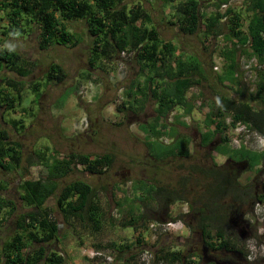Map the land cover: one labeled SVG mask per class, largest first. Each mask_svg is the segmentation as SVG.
Listing matches in <instances>:
<instances>
[{
    "label": "trees",
    "instance_id": "obj_1",
    "mask_svg": "<svg viewBox=\"0 0 264 264\" xmlns=\"http://www.w3.org/2000/svg\"><path fill=\"white\" fill-rule=\"evenodd\" d=\"M118 1L0 0V122L7 112L18 114V108H21L22 116L25 114L27 107L22 105L24 81L16 79L15 75L27 77L33 66V62L24 59L21 53L7 46L5 41L10 37L28 36L37 27L41 49L54 44L73 46L76 40L67 29V24L73 20H83L91 39L88 59L91 68L99 58L109 59L124 52L132 53L138 64L140 75L130 81L131 85L125 94L138 104L137 111L143 109L147 102L154 103V117L150 122L138 125L145 133L147 155L157 161L187 158L190 137L179 133L165 119L176 108L181 109L183 114L192 112L194 100L202 97V93L192 97L187 94L194 86L206 84L207 72L197 55L178 52V47L172 42L162 41L151 15L141 5L123 3L118 6ZM159 1L162 5H169L173 20L168 22L184 35L192 36L202 32L205 38H218L223 34V28H227L223 34L226 46L220 53L226 67L217 75V79L230 93L214 92L211 100L206 99L209 101V111L204 119L205 128L199 132L200 146L207 147L214 143L217 134L218 141L213 146L217 154L231 161L244 159L249 167L264 164V149L256 151L243 144L233 149L230 148L228 137L229 131L238 125L264 137V0H245L242 11L229 6L221 11L220 7L229 0H209L214 6V11L209 15L202 11V3L206 0ZM241 53L253 56L256 61V80L252 87L239 81L240 66L237 58ZM10 73H14V76L7 75ZM91 75L92 72L86 71V78ZM65 77L66 71L58 63H51L45 75L47 81H62ZM39 86L38 82H32L31 91H37ZM36 94L38 97L40 92ZM67 94L59 97L58 105L65 102ZM28 115L26 111L25 116ZM177 116V122L184 125V122L178 121ZM9 122L15 131L25 128L23 119H9ZM164 136L168 137L167 142H162L161 137ZM39 148L43 150L34 148L26 153L21 143L17 139H10L7 130L0 126V170L6 173L18 171L21 179L15 189L17 202L0 196V222L4 221L2 217L17 210L18 202L24 208L13 221L14 234L0 247V264L67 263L64 253L51 245L59 241L58 223L52 216L51 208L46 205L52 196L64 223L70 225L75 219L91 233L100 228L102 208L97 198V189L81 178L66 182L61 187L59 180L67 175L71 165L93 175H102L112 166L114 155L104 153L90 156L70 152L60 157L56 150L47 145ZM189 168L190 176L201 175L205 180L201 185L203 192L200 197L188 203L203 246L209 250L247 255L238 247V239L230 236L225 226L236 219L238 223L245 214V207L252 208L255 203L264 201V192L255 193L251 183L240 182V174L233 173L228 165L214 164L210 169L191 165ZM187 180L189 178H183L179 187L174 189L156 186L145 180L131 185L134 196L140 193L136 200L143 204L145 210L142 207L138 209L134 199L126 204V215L121 225L131 227L137 235L127 246L120 247L114 243L108 245L121 251L126 249V254L128 252V257L123 253L121 261L118 257L111 264H129L138 253L137 250L141 252L143 248L150 249L156 260L199 264V260L193 257L194 251L185 253L181 250H165L161 245H143L140 231L149 221L146 211L153 209L151 204H154L157 211L163 212L165 209V218H159L157 222L182 220L190 213L170 214V206L187 202L186 195L191 191ZM6 183L0 179V190L7 189ZM124 200L127 201L125 197ZM117 206L122 209L124 205L117 203ZM187 226L192 229L188 222ZM29 243L36 244L35 248L29 250ZM100 246L96 249H109ZM111 247L109 250L112 251Z\"/></svg>",
    "mask_w": 264,
    "mask_h": 264
},
{
    "label": "rangeland",
    "instance_id": "obj_2",
    "mask_svg": "<svg viewBox=\"0 0 264 264\" xmlns=\"http://www.w3.org/2000/svg\"><path fill=\"white\" fill-rule=\"evenodd\" d=\"M123 3L141 5L151 15L152 23L158 28L159 37L162 41L172 42L178 47V52L183 51L185 54L193 53L197 55L207 72L208 81L206 84L204 83L201 87L194 86L187 94L188 97H192L194 94L202 93V97L194 100L195 107L192 112L183 114L181 109L176 108L165 119L166 123L175 127L179 133L190 137L191 144L187 158L177 157L157 161L147 155L144 145L145 138L138 125L148 123L154 117V103L152 101L147 102L143 109L137 111L136 107H138V104L134 103L125 94V91L131 85L130 81L140 75L138 64H136L132 53L124 52L119 55L116 54L109 59L99 58L94 67L91 68L88 62L91 39H89L90 37L83 20H73L67 24V29L75 37L74 40H76V44L73 46L69 44H54L53 46L48 45L42 50L39 47L37 27L32 32H29L28 36L15 39L10 37L5 41L7 46L20 52L24 59L33 62L31 75L23 79L22 88L24 94L22 105L25 108L27 107L26 111L29 115L25 116V111L23 117L20 114L21 108H18V114L9 112L5 115L8 119L10 116L18 120L23 119L25 128L19 134H16L8 125H2V128H5L8 134L11 135V139H17L26 153L32 151V149L34 150V148L43 150L39 146L47 145L50 149L62 154L77 152L90 156L104 153H112L114 155L112 166L102 175H93L71 165L67 175L59 180L61 187L66 182L81 178L97 189V198L102 208V215L99 217L101 225L97 231L94 233L89 232V230L80 226V222L75 219L70 222V225L64 223L55 205L54 197H50L46 202L59 226V241L51 245L64 253L67 264H91L90 259L85 256L83 251L96 249L98 245L110 249L111 246L108 245L111 243L121 247L130 244V241H134L137 232L131 227H123L121 225V220L126 215L124 210L128 201L134 199L136 207L138 209L142 207L145 210L143 204L136 200L137 195L140 193L138 192L135 196L132 193L131 185L134 182L145 180L152 182L156 186H166L174 189L178 188L182 179L187 177L189 178L187 180L188 189L191 191L186 195L185 201L187 202L184 203L188 205V203L200 197L203 192L201 185L205 183L201 175L192 174L190 176L189 167L195 165L201 169H210L213 168L214 164L222 166L227 164L226 156L213 151V146L218 141L217 134L214 139L215 144L211 143L207 147H201L199 143V132L205 128L204 119L209 111V101L206 99L211 100L214 92L230 93L229 90L221 86L217 79V75H220L224 67H226L225 60L220 56V53L221 49L226 46L223 34L227 32V28H223V34L219 35L218 38H211V36L205 38L202 32L187 36L168 22L171 19L173 20L172 10L169 5H162L159 0H120L118 1V6ZM212 3L209 0L203 1L202 11L206 15L214 11ZM244 3L245 0H229L226 3V7L229 6L242 11L245 6ZM220 10L223 11L225 8L221 6ZM237 61L240 66L239 81L252 87V83L256 80L255 59L253 56L241 53L238 55ZM51 62L58 63L65 69L66 77L62 81L52 80L49 82L45 78ZM86 71L92 72L90 78L85 77ZM7 75L13 77L14 73ZM34 81L42 85L41 89L49 93V96L39 98V94L37 97L36 92L32 93L30 84ZM65 93H72L76 104L84 112V115L77 122L75 121L74 124L78 125L82 119L87 121V128L82 130L72 129L71 137H67L69 135L65 133V131L68 132L70 130L69 125H59L57 123L59 118L51 121L48 119L51 105H53L52 108H55L54 111L58 112L61 106L58 105L57 98ZM39 100L43 102V112L45 113L37 110ZM205 100L206 103L203 104ZM129 103H133V105L131 106ZM59 114L61 115V113ZM177 115L179 116L178 121L184 122V125L177 122ZM95 117H97L96 121L94 120ZM48 124H52V132L54 131L55 133H52L51 129L47 127ZM28 127L33 129L28 131ZM237 127V130H230L228 133L230 148L238 149V142H240L248 149L256 151L264 149L263 136L243 126L238 125ZM45 129L48 135L51 136L50 138H47ZM46 138L47 142H44ZM161 140L164 142L169 139L164 136L161 137ZM245 162L247 166L239 173V181L243 183L255 178L260 180L261 175H264V164L249 167V163ZM228 167L231 168L232 166ZM258 169L263 170L261 175L257 173ZM0 179H4L7 182L5 184L7 189H1L0 196L3 195L9 200L17 202L15 189L21 182L19 172L11 171V173H6L0 170ZM124 197L127 201L124 200ZM117 203H122L124 205L123 208L120 209ZM182 204L175 203L170 206V214L173 216L181 213ZM17 206V210L11 215L8 214L6 217H2L4 221L1 220L0 222V247L15 232L13 221L24 210L19 202ZM150 206L153 209L146 211L149 221L140 229L144 239L143 245L150 247L161 245L165 250H181L185 253L194 251L193 257L199 260V264H204V259L201 257L204 246L199 232L195 228L191 212L189 211L190 213L182 219L184 225L180 232L158 234L149 230L148 223L160 221L158 220L159 218L164 219L166 212L165 209L163 212L157 211L154 204ZM244 209L245 214L240 221L237 223V219L236 221L234 220L225 226V230L234 239H238V247H241L247 254V258L242 261V264H264V201L255 203L252 208L245 207ZM187 222L192 229L187 226ZM74 226L77 227L73 228ZM29 245V250L36 246L33 243H29ZM111 249L115 259L119 257L121 261L123 253L128 257L126 249L123 251L113 247ZM137 251L135 258L131 259L129 264H138L140 250L138 249ZM212 255L219 257L221 253L215 251L209 256L211 257ZM174 264L178 263L175 262Z\"/></svg>",
    "mask_w": 264,
    "mask_h": 264
},
{
    "label": "built area",
    "instance_id": "obj_3",
    "mask_svg": "<svg viewBox=\"0 0 264 264\" xmlns=\"http://www.w3.org/2000/svg\"><path fill=\"white\" fill-rule=\"evenodd\" d=\"M222 8H226V4H223ZM84 128H87V121L85 119H82L78 125H75V124L73 125V129L82 130ZM237 129L238 127L236 126L234 130H237ZM141 133L144 135L143 137L145 138V133L142 130H141ZM240 145L241 143L238 142L239 147ZM78 167L80 168L81 165H78ZM181 212L183 214H187L189 212V207L187 204L185 203L182 204ZM183 225L184 223L181 219L167 220L163 222H151L149 224V230L152 233L173 234V233L180 232L183 228ZM83 253L85 254V256H87L90 259L92 264H111L115 260L114 254L111 250L90 249V250L83 251ZM138 264H174V263L168 262L163 259L156 260L154 257V253L150 249L143 248L138 256Z\"/></svg>",
    "mask_w": 264,
    "mask_h": 264
},
{
    "label": "crops",
    "instance_id": "obj_4",
    "mask_svg": "<svg viewBox=\"0 0 264 264\" xmlns=\"http://www.w3.org/2000/svg\"><path fill=\"white\" fill-rule=\"evenodd\" d=\"M14 39L15 38H18L17 36L16 37H13ZM20 53V52H19ZM52 63V62H51ZM31 75V74H30ZM26 77H19V76H16V79H25ZM50 82V81H49ZM42 84V83H41ZM53 85V84H52ZM41 86L42 85H40L39 86V88H38V90L37 91H35L36 93H38V92H40V97L39 98H43V97H45V96H49L48 94L49 93H47L44 89H41ZM53 86H55V85H53ZM32 93H34V92H32ZM62 95V94H61ZM60 95V96H61ZM59 96V97H60ZM58 97V98H59ZM38 98V99H39ZM58 98H57V101H58ZM33 101V100H32ZM42 101H38V111L39 112H43V105H42ZM53 107V105H51V108H50V113L48 114L49 116H48V119H50V121L51 120H56V119H58L57 120V123H59V125H69V127H70V130L68 131V132H66L65 131V133L67 134V135H69V136H67V137H71V134H72V129H73V125H74V123H75V121L77 122L79 119H80V117H82L83 115H84V112L82 111V109H81V107H79L77 104H76V100H75V98H74V95L72 94V93H70V95H69V93L67 94V99L65 100V102L61 105V107H60V109H58V112L57 111H54V109L55 108H52ZM9 112H7V113H5V115L6 114H8ZM18 113V112H17ZM43 113H45V112H43ZM59 113H61V115L59 114ZM4 115V118H3V121L2 122H0V126H1V128H2V125L3 124H5V125H8L9 126V128H11L13 131H15L14 130V128L12 127V126H10L11 124H10V122H9V119L10 120H13V119H15V117H11L10 116V118L8 119L6 116ZM46 118H47V116H46ZM96 118L97 117H95L94 118V120L96 121ZM93 120V121H94ZM94 121V122H95ZM33 126V125H32ZM5 127V126H4ZM47 127H49L50 129H51V132H52V124H48L47 125ZM2 129H4V130H6L5 128H2ZM28 129V131H30V130H32L33 128H30V127H28L27 128ZM66 129V128H65ZM46 130V129H45ZM15 133L16 134H19L20 133V130H18V131H15ZM52 133H55L54 131L52 132ZM46 136H47V138H50L51 136L50 135H48V133H47V130H46ZM9 138L11 139V135H9ZM47 138H46V141H44V142H47ZM58 155L60 156V157H63L64 155H65V153L64 154H62V153H58ZM67 264V263H66ZM80 264V263H79Z\"/></svg>",
    "mask_w": 264,
    "mask_h": 264
},
{
    "label": "flooded vegetation",
    "instance_id": "obj_5",
    "mask_svg": "<svg viewBox=\"0 0 264 264\" xmlns=\"http://www.w3.org/2000/svg\"><path fill=\"white\" fill-rule=\"evenodd\" d=\"M244 160V159H243ZM235 160L231 161L229 158L226 157V165L232 166L230 169L233 170V173H240L242 169L247 166L245 160ZM257 173L261 175L262 171L261 169H258ZM245 182L251 183L252 187L254 189V192L262 193L264 192V175H261L260 180L258 179H249ZM243 182V183H245ZM190 211V210H189ZM189 213V212H188ZM221 253L222 257L217 256H209L212 254V252ZM202 259H204V264H242V261L247 258V255H243V253L237 252H221L219 250H209L208 248H203V253L201 254Z\"/></svg>",
    "mask_w": 264,
    "mask_h": 264
},
{
    "label": "clouds",
    "instance_id": "obj_6",
    "mask_svg": "<svg viewBox=\"0 0 264 264\" xmlns=\"http://www.w3.org/2000/svg\"><path fill=\"white\" fill-rule=\"evenodd\" d=\"M17 37H19V36H17ZM20 37H24L23 35L22 36H20ZM43 50V49H42ZM51 64V63H50ZM48 70V69H47ZM30 75V74H29ZM28 75V76H29ZM234 130V129H233ZM165 142H167V141H165ZM190 210V209H189ZM182 213V212H181ZM156 222V221H155ZM107 250V249H106ZM109 250V249H108ZM92 264V263H91Z\"/></svg>",
    "mask_w": 264,
    "mask_h": 264
}]
</instances>
